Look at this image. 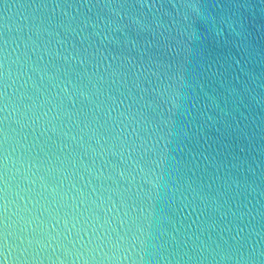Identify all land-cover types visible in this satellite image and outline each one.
<instances>
[{
	"label": "water",
	"instance_id": "obj_1",
	"mask_svg": "<svg viewBox=\"0 0 264 264\" xmlns=\"http://www.w3.org/2000/svg\"><path fill=\"white\" fill-rule=\"evenodd\" d=\"M0 264H264V0H0Z\"/></svg>",
	"mask_w": 264,
	"mask_h": 264
}]
</instances>
